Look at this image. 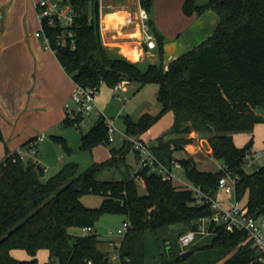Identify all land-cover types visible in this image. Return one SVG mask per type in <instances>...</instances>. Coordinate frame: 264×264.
<instances>
[{"label":"trees","instance_id":"obj_1","mask_svg":"<svg viewBox=\"0 0 264 264\" xmlns=\"http://www.w3.org/2000/svg\"><path fill=\"white\" fill-rule=\"evenodd\" d=\"M153 1L140 0V4L151 13ZM70 2L77 12L75 47L56 46L59 30L46 31L57 48L60 63L75 83L101 86L106 82L113 86L122 79L141 85L158 83L160 110L155 114L146 112L138 121L126 117V133L142 135L168 111H173L175 133L196 131L204 135L209 153L240 175L236 185L238 199L244 201L250 213L264 217V165L248 172L245 157L253 149V138L239 147L233 137L234 133H251L257 123L264 122V0H184L182 10L186 16H200L213 10L219 23L211 36L175 58L167 69L164 36L154 27L151 16L149 23L157 40L158 60L142 69L140 62L113 54L103 43L100 0ZM64 123L72 122L65 118ZM190 140L159 139L151 148L170 168L178 161L192 185L216 194L222 169L200 170L193 157L176 155ZM110 143L103 118H97L82 133L83 149ZM130 147L134 149L132 142L125 140L120 148H111L108 160L94 163L80 174L75 165H68L47 179L42 168L13 162L11 154L0 161V264H38L36 254L40 249L49 251L50 259L43 264H113L109 251L100 247L96 230L82 234L69 231L70 227L95 228L103 212L123 214L130 224L121 243L120 264H217L222 259V264H251L259 252L239 232L219 231L201 245L196 242L191 247L194 252L182 258L176 245L179 236L195 229L200 217L212 213L209 204H192L191 188L163 180L149 168L125 173L118 179L97 177L98 170L119 167L125 162ZM135 153L139 160L136 150ZM138 179L144 181V194L140 193ZM86 194L101 195L103 200L98 207H87L81 200ZM173 224H183L186 230L179 233L175 243L174 239H165L160 259L149 262L148 234L157 235L160 229ZM17 248L27 250L31 258L15 257L12 250Z\"/></svg>","mask_w":264,"mask_h":264},{"label":"crops","instance_id":"obj_2","mask_svg":"<svg viewBox=\"0 0 264 264\" xmlns=\"http://www.w3.org/2000/svg\"><path fill=\"white\" fill-rule=\"evenodd\" d=\"M37 2L38 0H0V161L8 151L24 146L38 134L45 135L42 142L46 141L48 133L54 138L61 137L59 134L65 131L66 126V105L72 103L71 96L76 83L60 63L56 52L46 48L38 36L41 23L36 9ZM140 5V0H100L102 41L109 49L128 58L140 56L137 59L140 63L145 62L149 56H152L149 62H156L154 50L146 49L141 42L138 21ZM183 15L186 21L178 27L174 24L171 27L168 24L173 18L170 9L165 13V17L169 18L165 23L158 14L154 20L152 12L150 13L154 27L164 36L166 69L175 58L211 36L219 23V16L213 10L200 16ZM166 30L172 34L169 39H166ZM174 37L179 39V45L177 42L170 43ZM129 84L131 83L126 85L125 91ZM174 120V112L168 111L141 137L145 140L148 137L161 139V134L173 132ZM257 126L258 123L245 140L253 138V147L264 148V132ZM193 133L203 137L208 144L204 135L196 131H192ZM239 134L241 133L233 134L234 141ZM42 142L38 145L39 154ZM134 154L138 166L135 150ZM111 156L112 154L110 158ZM136 171L135 169L134 173ZM140 181L144 185V181Z\"/></svg>","mask_w":264,"mask_h":264},{"label":"rangeland","instance_id":"obj_3","mask_svg":"<svg viewBox=\"0 0 264 264\" xmlns=\"http://www.w3.org/2000/svg\"><path fill=\"white\" fill-rule=\"evenodd\" d=\"M200 1L205 2L206 0ZM182 5L183 0H154L151 7V12L153 14L154 20L155 16L158 14L160 20L164 21L165 23L169 20L168 17H165V13L170 9L171 12H173V18L170 19L171 21L168 22V24H171V27L173 26V24L178 27L186 21V18L183 15ZM167 31L168 30H166L165 32L167 35L166 39H169L168 37L172 34ZM175 37L172 39L170 38V43L177 42V45H179V39H175ZM154 52L156 53L157 58L158 55L156 49H154ZM112 53L117 54L118 52L112 50ZM132 58L128 59L138 62L139 60L137 59H139L140 56H134ZM149 58H152V56H149L145 60V62L140 63V67L142 69H145L147 67ZM130 83L131 84L128 85L126 91L122 92L124 98L123 100L117 99L114 96L113 86H110L106 82H103L101 84L100 90L96 95V101L101 107L105 117L113 119L115 126L119 130L115 133L116 139L114 142H111L108 145L99 144L92 149H83L81 147L82 133H86L95 123L97 119V116H95V114H92L90 117L85 119V121L82 122L80 128L75 126L73 123L67 124L64 127L65 131L62 132V134H59L65 141L54 138L50 133H48L46 141H41L42 143L40 145L39 154V158L42 161L43 165L47 167V172L44 173L45 179L60 173L68 165H75L77 167V174H80L89 169L94 163H101L108 160L111 155V148H120L126 140L124 136V134L127 132L126 117H129L133 121H138L140 117L146 112H151L152 110L155 111L157 109V111H159V107L161 106V104L157 96L159 90L158 83L149 82L145 83L144 85H141L134 81ZM157 111L151 113H157ZM258 112L262 113L261 110ZM155 124L156 123H154V125ZM258 127L264 132V122L258 123L257 128ZM240 133L241 134L235 137V142L237 146L243 147L251 138L246 141L245 139H247V134L249 132ZM163 135L164 134H161L160 136L162 137ZM165 135L161 138L165 141H172L173 139L178 137L191 138L190 142L184 146V149L177 151L176 155H178L179 157H193L194 160L197 161L196 164L198 169L217 172L222 168L221 161L216 159L212 156L211 153H209V146L203 137H200L194 133L192 134V132L189 134H176L174 129L172 133ZM158 141L159 139L156 137H148L147 139V142L150 146L157 145ZM253 149L263 152L262 157L256 161V165H264V148L255 146L253 147ZM126 154L127 155L125 158V162L120 164L119 167L106 166L97 171V177L100 179H118L122 178L123 174L125 173L129 172L130 174H133L135 169L138 170L134 149L130 147ZM254 169V166H249L246 168L248 172H251ZM176 174L177 179L173 181L174 184H179L181 182H185L188 185L191 184L190 181L184 176L183 169H176ZM140 180L141 179L138 180L140 184V193L144 194L146 192L145 186ZM219 198L225 199L226 194L219 192ZM81 200L87 207H98L103 200V196L98 194H86L82 196ZM125 220V216L120 213L103 212L99 215L98 219L96 220L94 231L96 230L97 234L99 235V238L101 240V248L110 250L111 247L108 244V241L111 239H120L117 235H110V232L113 231L116 234L117 230L123 226ZM185 230L186 228L183 224H173L160 229L157 232V235L149 233L147 237L149 249L148 261H158L160 259L161 251L163 252L164 250L165 239H174L175 243V239L179 236V233ZM69 231L74 234H82L86 232L85 230L77 227H70ZM208 239L209 237L199 239L197 241V245H201L207 242ZM159 245L161 246L162 250L159 248ZM176 245L180 249L178 241L176 242ZM187 249H190V247H188ZM12 253L19 259L31 258L30 254L25 249L17 248L12 250ZM36 257L38 260V264H43L50 259L49 251L47 249H40L38 250ZM224 260L225 259H222L217 264H222ZM111 262L113 264H119L115 260H111Z\"/></svg>","mask_w":264,"mask_h":264},{"label":"built area","instance_id":"obj_4","mask_svg":"<svg viewBox=\"0 0 264 264\" xmlns=\"http://www.w3.org/2000/svg\"><path fill=\"white\" fill-rule=\"evenodd\" d=\"M37 14L41 23L38 36L46 48L57 52L53 45L51 36L46 31L47 28L59 30L56 36V46L70 44L71 48L75 47V28L77 26V12L72 6L70 0H38L36 4ZM150 13L141 6L138 10V21L141 30V42L148 50H154L157 47L156 36L151 30L149 23ZM128 80L122 79L113 85V93L117 99L123 100L122 92L125 91ZM100 90L99 85L84 86L76 83L72 92V103L66 105L67 117L75 126L81 127L85 119L95 114L97 118H103L108 128V139L114 142L115 133L118 128L114 120L105 117L102 109L98 106L96 95ZM125 139L132 142L134 149L137 151L138 169L149 168L151 171L158 173L163 180L174 181L177 179L176 169L182 168L178 161L173 162V167H169L152 150L147 140L141 135L132 136L124 134ZM45 139L44 134H38L31 138L27 144L18 147L16 150L6 154H11L13 162H24L40 167L43 173L47 172V167L43 165L39 158L38 145ZM263 155L262 151L251 150L245 157V168L254 166L257 169L256 161ZM223 173L218 180L216 194H210L200 186L188 185L181 182L183 186L193 190L192 204L201 207L205 204L211 206L212 213L208 216H202L197 221V227L185 231L179 236V245L181 253L192 247L199 239L213 237L222 231L227 234L244 233L247 240L258 252V256L251 264H264V217L255 216L250 213L249 208L238 199L236 194V185L240 180V175L229 170L222 165ZM219 192L225 193L226 198L220 199ZM129 221L125 220L123 226L112 236H119L120 239H111L108 241L111 249L109 251L110 260H115L120 264V248L122 240L129 228ZM85 231H93L94 228L86 227ZM113 250V251H112ZM91 263V262H89Z\"/></svg>","mask_w":264,"mask_h":264},{"label":"water","instance_id":"obj_5","mask_svg":"<svg viewBox=\"0 0 264 264\" xmlns=\"http://www.w3.org/2000/svg\"><path fill=\"white\" fill-rule=\"evenodd\" d=\"M193 252H194V249L193 248H190V249L186 250L185 252L182 253V258L183 259L188 258Z\"/></svg>","mask_w":264,"mask_h":264},{"label":"bare ground","instance_id":"obj_6","mask_svg":"<svg viewBox=\"0 0 264 264\" xmlns=\"http://www.w3.org/2000/svg\"><path fill=\"white\" fill-rule=\"evenodd\" d=\"M134 52V51H133ZM137 55V54H136Z\"/></svg>","mask_w":264,"mask_h":264}]
</instances>
